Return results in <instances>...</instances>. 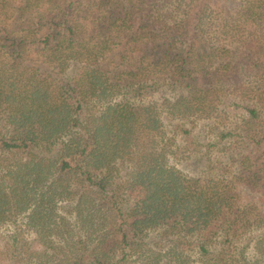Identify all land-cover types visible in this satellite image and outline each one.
<instances>
[{
    "label": "trees",
    "instance_id": "obj_1",
    "mask_svg": "<svg viewBox=\"0 0 264 264\" xmlns=\"http://www.w3.org/2000/svg\"><path fill=\"white\" fill-rule=\"evenodd\" d=\"M0 264H264V0H0Z\"/></svg>",
    "mask_w": 264,
    "mask_h": 264
}]
</instances>
